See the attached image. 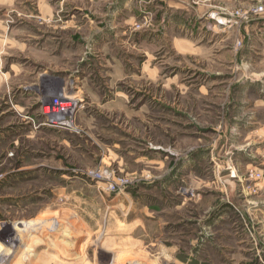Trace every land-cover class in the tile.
Instances as JSON below:
<instances>
[{"label":"rangeland","instance_id":"obj_1","mask_svg":"<svg viewBox=\"0 0 264 264\" xmlns=\"http://www.w3.org/2000/svg\"><path fill=\"white\" fill-rule=\"evenodd\" d=\"M35 1L0 0V264H264V4L174 41L142 7L62 27ZM63 96L78 133L42 115Z\"/></svg>","mask_w":264,"mask_h":264},{"label":"crops","instance_id":"obj_2","mask_svg":"<svg viewBox=\"0 0 264 264\" xmlns=\"http://www.w3.org/2000/svg\"><path fill=\"white\" fill-rule=\"evenodd\" d=\"M90 4L97 5L98 7H104L107 12L104 22H99V26H107L109 22L114 23L119 15L120 4L134 8L135 10L144 8L143 13L150 16H157L159 18L160 28L163 29L162 35L172 34L174 41H186L193 40L198 36V20L205 18L206 25L209 26H221L215 20L228 16L227 11L224 8L211 6L212 0H206L208 5L204 8V5H200L198 0H87ZM229 2L230 0H223ZM259 3L264 4V0H257ZM198 3V4H197ZM141 4V5H140ZM214 4V2H213ZM37 11V18L54 22L56 24L61 23V26L68 27L70 24H75V20L78 19L77 13H84L85 17H89V14L85 13L86 9L83 5H79L77 0H37L30 5ZM134 11L136 13L135 10ZM72 11V12H70ZM214 15L215 19L212 20L210 15ZM100 14L99 16H101ZM134 16V15H133ZM136 17V16H135ZM97 18V17H95ZM135 18H132L134 22ZM195 22L193 23V21ZM264 23V14L257 19V23ZM166 27V28H165ZM167 27L173 30H167ZM229 27V26H228ZM162 31V32H163ZM173 32V33H172ZM264 37V34L261 36Z\"/></svg>","mask_w":264,"mask_h":264},{"label":"built area","instance_id":"obj_3","mask_svg":"<svg viewBox=\"0 0 264 264\" xmlns=\"http://www.w3.org/2000/svg\"><path fill=\"white\" fill-rule=\"evenodd\" d=\"M257 12L264 13V8H260ZM214 19V15H210ZM250 16L247 14L236 13L230 16H224L225 23L216 20L221 25H235L238 21H247ZM79 101L76 97H59L47 104L42 103V115L45 118L46 124L55 129L80 132V129L75 124V114L78 110ZM259 176V175H258ZM96 178V177H94Z\"/></svg>","mask_w":264,"mask_h":264},{"label":"bare ground","instance_id":"obj_4","mask_svg":"<svg viewBox=\"0 0 264 264\" xmlns=\"http://www.w3.org/2000/svg\"><path fill=\"white\" fill-rule=\"evenodd\" d=\"M79 95V94H78ZM33 226V224L32 223H21V224H18V225H14V226H12V228H13V230H15V232L16 231H21V232H24V231H26V230H28L29 228H31ZM56 228L55 229H57V225H54ZM20 237V236H19ZM21 238V237H20ZM22 239V238H21ZM20 239V240H21Z\"/></svg>","mask_w":264,"mask_h":264}]
</instances>
